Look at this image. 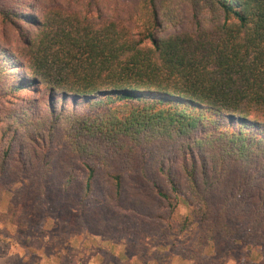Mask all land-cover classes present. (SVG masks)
<instances>
[{"label": "trees", "instance_id": "trees-1", "mask_svg": "<svg viewBox=\"0 0 264 264\" xmlns=\"http://www.w3.org/2000/svg\"><path fill=\"white\" fill-rule=\"evenodd\" d=\"M87 1L0 0V195L43 194L63 150L62 191L119 204L142 158L169 212L264 256V0Z\"/></svg>", "mask_w": 264, "mask_h": 264}, {"label": "rangeland", "instance_id": "rangeland-1", "mask_svg": "<svg viewBox=\"0 0 264 264\" xmlns=\"http://www.w3.org/2000/svg\"><path fill=\"white\" fill-rule=\"evenodd\" d=\"M56 1L84 12L94 9L87 0ZM100 8L110 14L106 4ZM120 17L135 27L125 12ZM12 34L8 39L0 31V39L13 43ZM50 156L55 167L43 194L11 207L6 200L15 194L6 190L0 195V264H264L257 247L235 244L227 251L226 244L209 242L183 196L169 212L152 190V179L168 188L156 163L140 158L147 175H142L140 167L126 174L119 204L106 200L94 204L81 202L76 192L59 187L72 160L66 151H51ZM104 178L105 170L99 167L95 179L106 188ZM233 181L228 180L226 186ZM129 200L139 201L131 203L135 209L130 210Z\"/></svg>", "mask_w": 264, "mask_h": 264}]
</instances>
